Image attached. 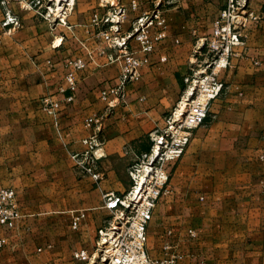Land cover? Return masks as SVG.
<instances>
[{"label":"crops","instance_id":"0c3cea01","mask_svg":"<svg viewBox=\"0 0 264 264\" xmlns=\"http://www.w3.org/2000/svg\"><path fill=\"white\" fill-rule=\"evenodd\" d=\"M100 1L76 0L68 24H57L55 28L35 10L14 7L21 17V27L10 35L0 33V174L16 175L35 158L52 161L55 155L40 153L38 147L44 149L51 141H62L72 152L84 150L83 140L92 134L84 122L92 114L103 115L100 136L104 152L98 150L103 155L98 162L106 164L115 153L129 163L135 161V156L138 158L150 146L149 132L163 124V115L179 98L194 47L193 35L207 36L214 18L228 2L172 0L166 5L165 0H138L139 10L128 8L123 30L130 28L138 14L161 1L162 7H168L164 12L169 38L157 47L152 63L142 68L141 80L128 86L127 103L110 111L99 98V90L115 81L120 63L112 65L106 55L98 53L99 41L92 33L90 17ZM122 1L128 6L131 0ZM250 3L262 18L251 21L244 31L246 56L233 55L229 67L220 71L226 93L211 105L209 121L196 129H207V133L193 137L178 161V175L186 183L198 172L208 184L209 178L224 177V183L219 184L224 190L218 197L217 191L208 192L207 203L224 209L222 239L225 248L234 242V255L238 257L234 264H264V0ZM162 55L167 56L166 61H160ZM72 56H83L88 65L77 72L76 98L61 112L60 125L56 127L52 116L37 101L46 95L62 97L58 86L66 72L63 61ZM107 168L109 174L114 172L111 166ZM180 178L175 184L182 183ZM2 184L0 181V187H8ZM104 189L124 193L110 186ZM21 211L18 226L0 228V237L30 224L23 208ZM87 217L96 219L95 228L101 226L97 214L95 217L86 213L83 221Z\"/></svg>","mask_w":264,"mask_h":264},{"label":"built area","instance_id":"2783aa9c","mask_svg":"<svg viewBox=\"0 0 264 264\" xmlns=\"http://www.w3.org/2000/svg\"><path fill=\"white\" fill-rule=\"evenodd\" d=\"M171 2L167 0L166 4ZM250 2L228 0L214 18L210 33L197 38L179 100L165 114L163 124L149 132V150L130 165L133 181L130 189L122 194L103 191V207L111 212V218L99 227L94 251L76 250L74 257L77 260H94L93 264L183 262L185 255L171 241L163 244L161 257L155 258L149 254V224L156 206L170 192L172 168L186 153L193 132L206 124L211 105L226 93L227 86L219 77L220 71L229 67L233 55L246 56L244 31L251 21L259 22L262 18L261 14L253 11ZM160 3L156 2L151 10L138 14L127 30H123V24L128 8L139 10L138 0H131L128 6L122 0H101L92 13L90 23L92 31L99 38L98 53L106 55L110 63H120V72L115 81L99 90V98L110 111L127 103L128 86L141 80L142 68L152 63L151 56L157 47L169 38L168 20ZM75 4L76 0H0V33L10 35L21 27V17L14 7L23 11L35 10L55 28L57 24H68ZM60 40H55L53 44H58ZM236 48H240V51H236ZM166 60L167 56H160V61ZM255 63L258 64L257 61ZM87 65L83 56L64 59L66 72L63 82L58 86V93L62 97L56 99L53 95H46L39 100L41 108L52 116L56 127L60 125L61 112L76 98L79 88L77 72L85 70ZM84 123L86 128L92 130V134L83 140L86 148L82 152H73L72 158L98 184L103 177L97 168L103 156L98 154L103 144L100 136L103 115H89ZM85 217V210L74 214L72 228L78 229ZM21 219L22 211L16 190L10 186L0 187V228H16ZM189 233L193 237L197 235L193 229ZM172 234L171 229L167 230L168 236ZM6 242L5 237H0V248Z\"/></svg>","mask_w":264,"mask_h":264},{"label":"rangeland","instance_id":"374dc122","mask_svg":"<svg viewBox=\"0 0 264 264\" xmlns=\"http://www.w3.org/2000/svg\"><path fill=\"white\" fill-rule=\"evenodd\" d=\"M154 6L155 3L152 8ZM166 8L168 7H162L163 10ZM90 27L92 28L91 23ZM92 33L95 35L94 31ZM193 36L195 44L198 37ZM133 44L136 45V42ZM50 64L52 70H56L54 63ZM183 89L184 78L179 98ZM178 100L170 107L171 109ZM37 104L40 105V102L37 101ZM164 116L165 114L163 121ZM210 118L208 116L207 121ZM205 132L207 133V129L204 128L195 130L193 137L199 138ZM101 139L103 142V138ZM38 147L40 153L50 152L55 158L52 161L35 158L34 161L27 162V168L18 171L20 173L23 171L21 174H17L18 172L13 176L0 174L1 184L3 180V186H10L16 190L20 206L27 215L26 221L30 222L29 225L21 226L16 233L7 231L5 237H8L7 242L0 248V264H91L90 260H77L74 252L79 249H86L89 253L94 251L99 227L111 218V212L103 207L101 192L105 191L106 186H110L112 190L124 192L129 190L133 184L129 167L134 161L130 160L129 163L119 153H115L106 164L98 162L97 168L103 173V177L97 184L91 174L79 167L72 158L73 152L77 151L67 149L68 146L62 141H51L44 149ZM103 152L101 149L100 153ZM135 160H138L137 156ZM107 166L114 170L112 174L108 173ZM178 167L177 162L172 168L170 192L156 206L149 224L147 246L149 254L155 258L161 257L163 244L171 241L176 245V249L185 255L181 264H234V259L238 258L234 255V242H229L231 245L225 248V241L222 239L224 209L213 207V203L210 207L207 203L208 192L217 191L218 197V193L224 190L219 188V184L225 181L224 177L209 178L208 184L207 179L202 178L198 172L186 183V180L178 175L180 173ZM176 178L182 179V183L179 181V184L178 182L175 184ZM207 185L211 188H207ZM176 192L179 194L178 197ZM80 210H85L95 217L97 214L101 226L95 228L96 219L87 217L78 229H73L72 217ZM169 229L173 231L172 236L167 235ZM190 229L195 230L197 235L191 236Z\"/></svg>","mask_w":264,"mask_h":264},{"label":"bare ground","instance_id":"6f19581e","mask_svg":"<svg viewBox=\"0 0 264 264\" xmlns=\"http://www.w3.org/2000/svg\"><path fill=\"white\" fill-rule=\"evenodd\" d=\"M144 179V178H143ZM94 260L91 262V264H93Z\"/></svg>","mask_w":264,"mask_h":264},{"label":"trees","instance_id":"16d2710c","mask_svg":"<svg viewBox=\"0 0 264 264\" xmlns=\"http://www.w3.org/2000/svg\"><path fill=\"white\" fill-rule=\"evenodd\" d=\"M150 147V146H149ZM149 147H148V149L147 150H149Z\"/></svg>","mask_w":264,"mask_h":264}]
</instances>
